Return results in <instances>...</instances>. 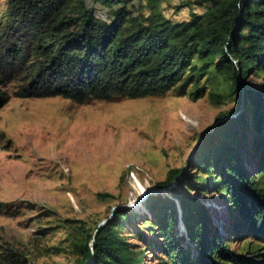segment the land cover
Returning a JSON list of instances; mask_svg holds the SVG:
<instances>
[{
    "label": "rangeland",
    "instance_id": "374dc122",
    "mask_svg": "<svg viewBox=\"0 0 264 264\" xmlns=\"http://www.w3.org/2000/svg\"><path fill=\"white\" fill-rule=\"evenodd\" d=\"M10 1L0 0V29L9 17ZM87 2L96 8L99 20H112L117 7ZM212 4L215 0H134L130 10L134 19L159 15L181 22L190 20L193 11L204 14ZM234 61L242 70L241 62ZM30 72L0 84V92L8 96L0 106V264H79L75 244L112 218L115 207L135 203L152 186L170 189L127 208L137 216L124 221L121 233L143 252L145 264H172L158 231L159 208L150 209L148 201L155 195L174 199L172 189L183 176L203 188L182 191L205 207L210 237L221 236L227 248L249 257L261 245L264 251L261 239L244 233L248 222L227 195L207 191L212 176L198 171L194 163L206 132L213 134L219 124L247 114L246 100L237 112L240 97L232 70L219 71L195 56L185 77L165 95L83 104L61 96H15ZM240 83L263 95L264 71H253ZM239 134L245 164L257 175L261 158L254 148L257 133L238 127ZM222 145L219 139L216 146ZM172 169L184 173L161 185ZM99 193L111 197L100 198ZM176 202L179 220L174 232L196 260L198 246Z\"/></svg>",
    "mask_w": 264,
    "mask_h": 264
},
{
    "label": "trees",
    "instance_id": "16d2710c",
    "mask_svg": "<svg viewBox=\"0 0 264 264\" xmlns=\"http://www.w3.org/2000/svg\"><path fill=\"white\" fill-rule=\"evenodd\" d=\"M92 1L100 7H117L110 22L99 20L87 0H11L9 17L0 29V84L28 69L29 80L15 96H61L83 104L165 95L185 77L195 56L219 71L232 70L240 97L237 112L245 107L246 97L247 114L219 124L206 137L194 163L198 171L212 176L207 191L223 192L239 208L248 222L244 233L264 242V94L245 90L240 83L251 72L264 71V0H215L204 14L193 11L190 20L181 22L159 15L134 19L130 10L134 0ZM7 100V94L0 92V106ZM238 127L257 133L254 148L261 155L257 175L245 164ZM219 139L222 147L216 146ZM183 173V169H172L160 184L169 185ZM187 187L203 191L183 176L172 189L174 199L155 195L148 201L150 209L159 208L158 231L170 262L264 264L263 245L249 257L227 248L221 236L210 237L205 207L184 194ZM176 200L190 238L198 246L196 260L174 232L179 220ZM135 216L127 209L117 210L100 228L94 248L99 227L89 232L75 244L79 264H145L143 252L135 250L121 233L124 221Z\"/></svg>",
    "mask_w": 264,
    "mask_h": 264
},
{
    "label": "water",
    "instance_id": "95a60500",
    "mask_svg": "<svg viewBox=\"0 0 264 264\" xmlns=\"http://www.w3.org/2000/svg\"><path fill=\"white\" fill-rule=\"evenodd\" d=\"M244 95H245V94H244ZM244 100H246V97L244 98ZM226 119H228V118H226ZM226 119H224V120H226ZM220 122H222V121L220 120L219 123H220ZM212 132H213V131H208V132L205 133V136H204L202 142L200 143L199 147L197 148V152H196V155H195V159H196V157L199 155V153H200V151H201V148H202V145H203V143H204L206 137H207L209 134H211ZM167 189L169 190L170 188H167ZM167 189H155V188H154V189L151 190L148 194L142 196V197H141L138 201H136L135 203H130V204H127V205H119V206H117V207L114 208V214H113V216L115 215V212H116L117 210H120V209H127V208H129V207H132L133 205H137V204H139V203L145 202L146 199L149 197V195L154 194V193H162V191H165V190H167ZM113 216H112V218H113ZM112 218H109V219L103 221V222L99 225V228H98V230L96 231V235H95V238H94L93 243H92V248H94V243H95V240H96V236H97V234H98L100 228H101L102 226H104L105 224H107ZM88 264H92V262H89Z\"/></svg>",
    "mask_w": 264,
    "mask_h": 264
},
{
    "label": "bare ground",
    "instance_id": "6f19581e",
    "mask_svg": "<svg viewBox=\"0 0 264 264\" xmlns=\"http://www.w3.org/2000/svg\"><path fill=\"white\" fill-rule=\"evenodd\" d=\"M138 185H140V183L138 182ZM138 185L137 184H135L134 186H135V189H137L138 188ZM154 189V186H152V187H150L146 192H145V194L144 195H146V194H148L151 190H153ZM143 195V196H144Z\"/></svg>",
    "mask_w": 264,
    "mask_h": 264
}]
</instances>
